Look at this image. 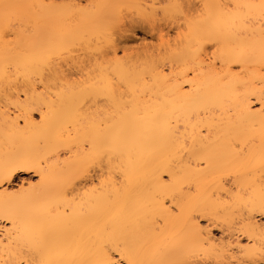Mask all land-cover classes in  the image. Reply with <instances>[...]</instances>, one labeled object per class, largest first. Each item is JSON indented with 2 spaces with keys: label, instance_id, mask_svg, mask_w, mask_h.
<instances>
[{
  "label": "bare ground",
  "instance_id": "1",
  "mask_svg": "<svg viewBox=\"0 0 264 264\" xmlns=\"http://www.w3.org/2000/svg\"><path fill=\"white\" fill-rule=\"evenodd\" d=\"M65 1L0 0V264H264V0Z\"/></svg>",
  "mask_w": 264,
  "mask_h": 264
},
{
  "label": "rangeland",
  "instance_id": "2",
  "mask_svg": "<svg viewBox=\"0 0 264 264\" xmlns=\"http://www.w3.org/2000/svg\"><path fill=\"white\" fill-rule=\"evenodd\" d=\"M55 1L57 2L58 5H63L66 2L65 0H55ZM88 1H89V3H91V2L94 3L95 2V0H88ZM89 3H88V5H89ZM93 3H91L90 5H92ZM192 3H193V6L196 7V6H198L201 3V0H192ZM125 10L126 9H124L121 14H123V12H124V15L127 18H125L124 15L122 17L125 18L124 20H128V21L124 22V23H126V25L124 24V27L122 26L123 24H121L120 26H122V28L115 29V30H118V31H116V33H114L116 47L118 49L119 56L123 55L124 50H127V53H130L135 58V56L137 54H140L139 52L142 53L143 51H146L147 49H152L153 45L158 43V39H157V35L155 34V32L151 31V29L149 28V26L147 24L141 22L139 18L136 19L137 15L135 16L134 14L129 12L128 10H127L128 12L125 11ZM129 14H130V16H129ZM132 16H134V17L132 18ZM129 20L132 21V22H129ZM122 21H123V19H122ZM121 29H123V30L121 31ZM76 47L79 48V46H76ZM75 48L73 50H75ZM74 52H72V54L69 55L71 57L72 56L74 57L73 60H75V58L81 57V55L83 56L82 51H80L81 54H79V56H78L77 51H76V53H74ZM67 55L68 54H66L65 57ZM66 60H68V62H66L67 63L66 66H68V64H70V63L72 65V63L75 62V61L72 62L71 61L72 59H70V57H68V59L66 58ZM78 60H77V63H79V65L81 63H84L87 66L88 57L87 58L84 57L83 61L80 60L81 63ZM89 63H90V61H89ZM89 63H88V65H90ZM73 65H75V64H73ZM73 65L71 66V68L68 69L67 72L65 71V73H68V72L72 73L73 71H75L76 69H74V68H76V66L74 67ZM81 66H82V64H81ZM66 68H68V67H66ZM66 68H64V70H66ZM70 71H72V72H70ZM75 72H73V73H75ZM65 75H67V74H65ZM254 107H255V109L256 108L257 109L260 108V103L257 102V101L254 102ZM37 178L38 177L36 175H34L33 172H20L18 174V176L13 180V182L11 184V189H12L13 192L18 193V192H20L19 189H21V186H22L23 182L25 184H27L29 182H35V181H37Z\"/></svg>",
  "mask_w": 264,
  "mask_h": 264
}]
</instances>
